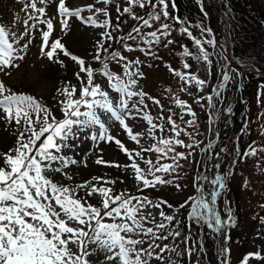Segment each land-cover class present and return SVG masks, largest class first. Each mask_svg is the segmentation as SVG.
Listing matches in <instances>:
<instances>
[{"label": "rangeland", "instance_id": "1", "mask_svg": "<svg viewBox=\"0 0 264 264\" xmlns=\"http://www.w3.org/2000/svg\"><path fill=\"white\" fill-rule=\"evenodd\" d=\"M196 1L199 7L196 10L198 14L194 12L195 20L206 26L213 23L212 32L209 33L207 27L199 29L198 24H196V28H188L184 24L177 25L174 20L169 19L166 22L173 25V28L168 39L173 40V43L165 47L163 46L165 41L162 38L160 45L153 46V55H145L139 50L125 51L124 44L120 41L121 36H126L133 27L141 25L140 21L133 20L127 14L121 15L116 11L117 6L120 7L121 12L123 7L128 6L126 0H112L110 4H104L101 0H66V6L70 10L87 5L106 9L109 14L107 17L103 13H98L96 18L99 22H103L105 19L110 20L113 27L109 28L108 31H111L113 39H116L118 51L126 56L128 61L136 59L142 61L140 65L133 66V70L139 68V71L143 73V78L138 79V85L134 90L143 91L147 93V96L144 98V105L138 103L139 97H133L129 101V105L130 108L133 104L136 107L132 108L130 114L126 116V123L133 134H139L138 139L140 142L137 143L131 140L126 130L119 126L118 121H114V118L105 114L102 119L105 126L109 128V134L121 140L130 151H140L155 144L160 138L174 136V133L170 131L171 126L167 123V117L171 115L181 129L192 134L191 136L182 135L179 138L183 139L185 143H192L193 139L199 143V147L194 150L177 146V151L185 154L193 151V155L189 160L179 161L181 167L177 169L176 173L167 177L173 180V184L159 185L155 189H145L140 186L139 181L134 179L131 168L125 167L130 165L132 161L114 142L105 143L90 139L91 135L98 134V126H94L85 130L88 135L77 134V136L71 138L68 143L72 147L63 149L61 152V155L75 159L76 164H69L67 168H64L62 164L57 163L53 166L61 167V172L49 171L46 173L47 177L58 186L62 185L70 189L76 188L77 196L82 198V202L86 199L93 206L100 205L101 197L98 194L86 197L85 190L77 188L78 185L91 182L96 184L97 187H111L115 195L124 193L127 196H136L141 199L147 196L153 202L161 205L159 209L145 208L143 210L145 214L151 212L152 217L155 218V223L150 222L152 217L145 221V227H153L154 230L156 223L164 222L168 224L159 215L161 211L165 215H173L175 219L171 224L165 229L157 231V235L168 236V239L155 241L161 248L167 245V249L164 251H161L160 248L156 249L154 255H159L161 259H152L150 264H173V262L174 264H207V260L211 261L212 258L218 255L221 242L222 244L226 243V240L221 238V233L214 232L206 225L194 221L191 223L190 218L187 216L191 206L189 197L197 195L194 187V185H197L196 172L201 168V164L198 162L204 161L205 154L201 149L213 150L214 153H217L220 152L222 147L226 151L220 153L215 162L220 164V168L214 169L211 174L206 175L208 181L204 180L203 186L208 188L209 192L212 188L209 181L214 178L215 174L232 173L228 176L227 186L217 198L216 204V209L222 220L228 218L226 209H235L236 213L232 239L231 242H228L229 249L227 248V254L230 253L228 255L230 264H242L244 258L249 254L260 253L264 257V151H262L264 150V82L259 83V81L253 80L249 97L244 95V97L240 96L234 100L232 99V93L224 91L223 93L220 92L219 97L213 98V93L222 83L223 74L231 66L223 50L232 56V35L226 15L221 12V15L218 16L219 12L212 5V2L221 5L222 0ZM232 1L243 3V0ZM14 2L19 3V10H16ZM28 2L29 0H0V26H5L10 31L16 32L18 36L24 37L20 40L19 45L14 44V46L20 47L24 43H28L29 40L31 41L28 43V48L21 53L25 56V59L17 61L19 67L6 69L10 75L0 72V81H3L5 86L15 93L32 95L42 104H45L53 115L60 118L61 106L58 101L62 97L57 93V89L63 88L65 84L75 85L79 89L80 85L75 76V73L79 71V67L70 57H65L59 50L57 55L63 61L64 66L49 61L40 54L42 31L47 29L46 25H37V28L29 29L23 24V21L28 19L29 14L38 15V13H33L31 9L27 11L23 9V6ZM250 2L255 9L262 10L264 14V0H252ZM56 4V0H48V3L44 5L38 2L37 7H45L47 17L53 18V7L55 8ZM133 11L146 17L147 12L151 11V7L149 6L147 10L136 7ZM169 12L171 15L175 14V10L171 7V0H169ZM82 15L88 16L92 13L84 11ZM43 18L41 17V19ZM217 18L219 20L216 21L218 29L214 23V19ZM33 23L35 21L29 20L28 22L29 25ZM116 25H119L118 29L115 27ZM157 27L158 24H154L152 28L142 29V31H153ZM180 27H187L192 33V37L201 41L203 48L210 54V61L216 45L215 42L218 47L220 45L222 51L220 54H216L215 75L212 74L211 63L195 58L200 55L198 46L187 34L179 31ZM25 31L29 32L28 36H24ZM103 31L105 29L84 25L78 19L70 18L69 28L65 31H61L60 23L56 24L49 43L51 44L55 39H60L68 51L83 58L86 65L91 66L93 69L100 67L99 70H95L94 82L100 84L110 94L119 96V93H115L109 86L107 78L101 74L103 71L101 62L93 60L96 51L94 44L102 39L100 34ZM113 39L104 41L105 46L108 44L110 46ZM207 41H213V44H209ZM125 43L132 45L134 49L137 46L145 49L148 47L139 39L137 41H125ZM184 49H188L191 55L185 57L183 55ZM47 50L45 49V51ZM233 60L235 65H241L235 76L242 88H246L242 79L243 74L249 70L264 76V71H261L256 63H253L254 59L237 58ZM185 63L190 65L188 69L183 67ZM261 65L263 66V64ZM109 68L123 76V62L121 65H116L114 62L109 63ZM172 69L183 74L195 75L206 83L202 88L196 87L194 82L184 84L179 77L174 75ZM84 75L81 73L82 77ZM212 75L214 76L212 77ZM213 78L215 79L213 80ZM236 78L231 81L230 86L235 85L237 87ZM182 87H186L188 90L181 91ZM169 89L171 91H168ZM209 96L214 99L212 102L214 107L208 103L207 98ZM177 97L196 113L194 127H189L185 123V121L191 120L192 117L186 113L185 109H181L175 104ZM152 98L159 100L160 105H156ZM228 109H231V111L229 112ZM146 114L153 118L154 124L163 125L164 131H160L159 128L152 129V125L144 119ZM181 115L184 116L183 121L179 118ZM22 130V126H16L14 121L9 124L5 120V114L0 111V167L6 168L3 154L8 153L9 150L17 146V135ZM219 132H223L220 140ZM153 136L156 137L155 140L152 138ZM42 140L43 137L41 141H38V145ZM235 141H237L239 148L234 160L235 146L233 143ZM209 143L213 145L212 149L207 148ZM250 146L257 149V155L244 156L243 154L249 151ZM12 154L15 155L14 152ZM157 155L154 152H143L144 159L137 157L136 162L141 168L146 169L147 165L144 160L155 162ZM97 158H102L108 163L98 165L95 162ZM160 162L171 163L167 159H162ZM109 164H119L121 167H111L108 166ZM157 175L162 174L157 173ZM94 177L101 178L100 182L97 183L93 179ZM107 180H114L116 183L112 185L105 184L104 181ZM177 184L180 185L179 188L176 187ZM232 192L233 197L231 199ZM181 205L186 206L181 208ZM176 221H179V224ZM105 222H111V220L105 218ZM71 226L76 227L75 223H72ZM169 232H179L180 235H169ZM70 247L74 252H79L75 245H70ZM89 247L92 246L89 245ZM144 247H147V243ZM173 248L175 251H170ZM190 250L191 255H189ZM177 253L180 255H177ZM88 259L90 264H97L95 256L88 257ZM226 262L228 263L227 259ZM248 264H264V259L257 260L250 257Z\"/></svg>", "mask_w": 264, "mask_h": 264}, {"label": "snow or ice", "instance_id": "2", "mask_svg": "<svg viewBox=\"0 0 264 264\" xmlns=\"http://www.w3.org/2000/svg\"><path fill=\"white\" fill-rule=\"evenodd\" d=\"M38 2L44 5L48 3V0H29L23 9L25 11L31 9L38 15L29 14L23 24L29 29H35L37 25H46L47 30L42 31L40 54L61 66L64 65L57 55L58 50L65 57H70L79 67L75 76L80 86L78 89L75 85L65 84L63 88L57 89V93L62 97L58 101L61 106V117L57 118L45 104L32 95L15 93L7 88L3 81H0V111L5 114V120L9 124L14 121L16 126L23 128L17 135V146L3 154L6 168L0 167V264H90L88 257L91 256L96 257L97 264H150L152 259L160 260L159 255H154L155 250L160 248L164 251L167 245L161 248L155 241L166 240L168 236L157 235V231L168 227L175 217L165 215L161 211L159 215L168 224L156 223L154 230L153 227H145V221L152 217V213L145 214L143 211L145 208L159 209L161 207L159 203L153 202L147 196L141 199L136 196H127L124 193L115 195L111 187H97L91 182L78 185L77 188L85 190L86 197L97 194L101 197L100 205L93 206L86 199L82 202V198L77 196L76 188L58 186L47 177L46 173L61 172V167L53 166L57 163L62 164L64 168H67L69 164H76L75 159L61 155V152L63 149L72 147L68 143L71 138L77 134L88 135L85 130L94 126H98V134L91 135L90 139L105 143L114 142L132 161L125 167L131 168L134 179L139 181L140 186L145 189L173 184V180L167 177L176 173L181 167L179 161L189 160L193 155V151L187 154L177 151V146L194 150L199 147V143L195 139L192 143H185L183 139H180L182 135L191 136L192 134L181 129L171 115L167 117V123L171 126L170 131L174 133V136L160 138L155 144L140 151H130L121 140L110 135L109 128L105 126L102 119L105 114L114 118V121H118L119 126L126 130L131 140L140 142L139 134H133L126 123V116L130 114L132 108L136 107L135 104L131 108L129 105L133 97H139L138 103L144 105V98L147 96V93L143 91L134 90L138 85V79L143 78V73L139 71V68L133 70V66L140 65L142 61L139 59L128 61L127 57L120 52H112L102 57L101 53L108 51L104 41L113 39L112 32L108 31L113 25L109 19L99 22L96 14L103 13L107 17L109 14L106 9L87 5L70 10L66 6V0H56L58 15L63 17L59 21L61 31L69 28L70 18H76L84 25L105 29L100 34L102 39L94 44L96 51L93 60L101 62L103 68L101 74L107 78L109 86L115 93H119V96L110 94L100 84L94 82L96 72L91 66L86 65L83 58L71 54L60 39L49 43L54 31L53 19L47 17L45 7H37ZM101 2L110 4L112 0H101ZM126 2L128 6L123 7L122 12L119 6L116 11L140 21L141 25L133 27L126 36L120 37L125 51L139 50L145 55H153V46L160 45L162 38L165 41L163 45L165 47L173 43V40L168 39L172 34L173 25L166 21L172 19L177 25H182L183 22L180 18L170 14L169 0H126ZM149 6L151 11L147 12L146 17L133 11L136 7L147 10ZM171 7L173 10L177 8L175 0H171ZM201 10L203 11L202 8ZM84 11L91 12L92 15L83 16ZM41 17L44 18L41 19ZM29 20L35 23L29 25ZM154 24H158L155 30L142 31V29L152 28ZM115 27L118 29L119 25ZM179 31L187 34L198 46L200 55L195 58L210 64V54L203 48L201 41L192 37L187 27H180ZM28 35L29 32L25 31L24 36ZM23 38L5 26H0V72L10 75L6 69L18 68L17 61L25 59L21 53L28 48V43L31 41L29 40L20 47L14 46V44L19 45ZM138 39L148 46L147 49L139 46L134 49L132 45L125 43V41H137ZM207 43L213 44V41H207ZM45 49L48 50L45 51ZM183 55L188 57L191 53L188 49H184ZM112 62L116 65H121L123 62V76L109 68V63ZM183 67L188 69L190 65L185 63ZM172 71L184 84L194 82L196 87L202 88L206 83L195 75L183 74L175 69ZM81 73L85 74L84 77ZM231 79L229 72H225L221 87L223 88ZM180 90L187 91L188 89L182 87ZM219 95L220 93L217 92L218 97ZM152 99L156 105H160L159 100ZM207 99L209 105L214 107L212 97L209 96ZM175 104L185 109L186 113L192 117L185 123L189 127H194L196 113L192 108L178 97L175 99ZM228 111L230 112L231 109ZM179 118L184 120L183 115ZM144 119L152 125V129L159 128L160 131H164V126L154 124L151 116L146 114ZM42 137V142L37 145ZM152 138L156 139L155 136ZM207 148L212 149L213 145L209 143ZM201 151L205 152L207 160L198 163L206 167L211 156L205 149ZM225 151L226 149L222 147L215 155L219 157L220 153ZM13 152L15 155L12 154ZM143 152L158 154L155 162L144 160L147 165L146 169L141 168L136 162L137 157L144 159ZM243 155L255 156L257 149L250 146L249 151ZM162 159L170 160L171 163H161ZM95 162L98 165L108 163L102 158H97ZM108 166L121 167L119 164ZM211 167L218 169L220 164L217 162ZM157 173L162 175H157ZM231 174H215L214 178L209 181L212 186L211 191L207 193L203 185H194L197 195L189 197L191 206L187 213L191 220L206 225L216 233H221L226 224L233 222L230 209H226L227 220H222L216 209L217 198L226 188L227 177ZM93 179L97 183L101 180L99 177ZM196 179L208 181V176L201 173ZM104 183L112 185L116 181L107 180ZM176 187L179 188L180 185L177 184ZM185 206L181 205V208ZM105 218L110 219L111 222H105ZM150 222L155 223V218L152 217ZM72 223H75L76 227L71 226ZM176 223L179 224V221ZM169 235L179 236L180 233L169 232ZM146 243L147 247H144ZM70 245H75L79 252H74ZM170 251H175V249H170ZM221 251L227 253L228 249ZM177 255L180 254L177 253ZM189 255H191V250ZM250 257L257 260L264 259L260 253L249 254L242 264H248Z\"/></svg>", "mask_w": 264, "mask_h": 264}, {"label": "trees", "instance_id": "3", "mask_svg": "<svg viewBox=\"0 0 264 264\" xmlns=\"http://www.w3.org/2000/svg\"><path fill=\"white\" fill-rule=\"evenodd\" d=\"M260 35L264 37L263 34H260ZM254 39H255V40H259V34H255V35H254Z\"/></svg>", "mask_w": 264, "mask_h": 264}]
</instances>
